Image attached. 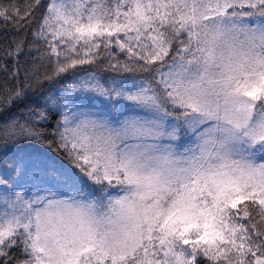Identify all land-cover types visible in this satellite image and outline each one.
<instances>
[{"label":"snow or ice","instance_id":"obj_1","mask_svg":"<svg viewBox=\"0 0 264 264\" xmlns=\"http://www.w3.org/2000/svg\"><path fill=\"white\" fill-rule=\"evenodd\" d=\"M0 22L25 32L0 55V264H264V0Z\"/></svg>","mask_w":264,"mask_h":264},{"label":"trees","instance_id":"obj_2","mask_svg":"<svg viewBox=\"0 0 264 264\" xmlns=\"http://www.w3.org/2000/svg\"><path fill=\"white\" fill-rule=\"evenodd\" d=\"M3 4L7 5L9 3L15 4L20 7L21 14L23 13L25 4L28 3V0H0ZM43 3H47V0H42ZM36 25L33 24L32 28H35ZM25 36V32H15L12 30V24L11 23H2L0 22V55L3 54L2 49L8 45V43L15 39L16 41H19L21 38ZM27 38L29 41H31V29L27 30ZM23 59V58H22ZM9 69L11 70V61H9ZM88 71H95L101 75H104V71L102 68H88ZM16 81L9 79L5 73L0 72V93H3V90L5 87L8 88H15ZM45 90H48L49 86L47 84L44 85ZM42 98L38 99L35 96L29 97L25 103L31 104L33 102L39 104L40 100ZM24 105H20V109H23ZM13 112H18L19 110L17 108L12 109ZM23 118V117H22Z\"/></svg>","mask_w":264,"mask_h":264}]
</instances>
